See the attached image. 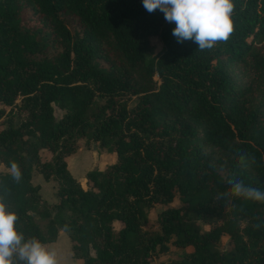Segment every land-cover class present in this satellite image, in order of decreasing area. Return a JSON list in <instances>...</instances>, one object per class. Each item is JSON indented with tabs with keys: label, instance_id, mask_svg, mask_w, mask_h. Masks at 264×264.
<instances>
[{
	"label": "trees",
	"instance_id": "1",
	"mask_svg": "<svg viewBox=\"0 0 264 264\" xmlns=\"http://www.w3.org/2000/svg\"><path fill=\"white\" fill-rule=\"evenodd\" d=\"M233 2L230 39L201 51L142 0H0V198L26 238L64 230L77 264H151L168 243L179 257L156 264H264V203L226 183L264 187V0ZM77 131L115 155L85 187L66 166Z\"/></svg>",
	"mask_w": 264,
	"mask_h": 264
},
{
	"label": "clouds",
	"instance_id": "2",
	"mask_svg": "<svg viewBox=\"0 0 264 264\" xmlns=\"http://www.w3.org/2000/svg\"><path fill=\"white\" fill-rule=\"evenodd\" d=\"M149 13L159 10L178 42L192 40L199 50L212 49L227 42L233 31V0H142ZM12 179L19 182L21 172L13 164ZM229 194L247 201L264 203V187L246 185L242 180L227 179ZM18 216L0 198V264H57L56 254L35 236L26 238L17 228ZM254 228L261 225L254 224Z\"/></svg>",
	"mask_w": 264,
	"mask_h": 264
},
{
	"label": "rangeland",
	"instance_id": "3",
	"mask_svg": "<svg viewBox=\"0 0 264 264\" xmlns=\"http://www.w3.org/2000/svg\"><path fill=\"white\" fill-rule=\"evenodd\" d=\"M150 43H151V48L150 50L146 53V56H151L154 55L156 52L159 51L160 49V41L156 36H151L150 37ZM155 76H152V79L156 81H159L158 76L156 78H154ZM232 77H234L235 79H238L237 75H236V70H233L232 73ZM96 102H101L102 98L100 97H96L95 98ZM7 109V107H5ZM61 113V110L57 109L56 106H53V114L54 116H58ZM75 140H76V144L77 146L81 149L83 156L87 157V163H86V167H103L105 164H107L108 162L112 161L114 158V153L113 152H108L106 151L104 148L102 147H97L95 146V144L91 141L90 138H88L87 136H81L79 131H77L75 133ZM92 143H93V148H92ZM102 153H106L107 156L106 158L104 157L103 160H101L100 162L96 161V157L101 155ZM108 154H112L113 157L109 156ZM76 155V154H75ZM76 158V157H75ZM70 158L69 162H68V170L69 172L78 180L80 179V176L78 175V173L76 174L72 169L75 165L72 164V161L75 159ZM75 161H77L83 168L84 163L83 160H79L76 159ZM74 163V161H73ZM75 164V163H74ZM0 169H5L4 166L2 164H0ZM31 182L33 184L41 183L43 184L42 190L38 189V192L40 193V195L44 198L47 197L49 200H51V202L56 201V196L55 194V188L57 183L55 181L49 180L46 181L44 180L40 173L36 172L35 170H33V176L31 177ZM81 185L83 187H85V179H80ZM40 188V187H39ZM182 204V202L178 199V194L175 193L174 197L171 201L166 202V203H155L152 204L151 206H149L146 209L147 212V217L149 220L150 225L157 227L156 224V217L157 214L159 213L160 210L167 208V207H171V206H180ZM35 220L39 223H43L44 219H41L35 212L30 211ZM117 222L115 221L113 226L116 228L117 227ZM200 226L202 229H206L208 227L207 224L204 223H200ZM61 234V239L56 241V245L52 244L49 246V244L43 243L49 250L54 251L56 254V259H57V264H77L75 259L72 256V251L70 249V242H69V238L66 234V232L64 230H58L57 231V235ZM222 241H225V236H222ZM51 243V242H50ZM55 245V246H53ZM182 251V249H180L179 247H176L174 245H172L171 243H168V248L165 252H160L158 254H156L151 262V264H156L159 261H164V262H169L172 259H177L179 257V253Z\"/></svg>",
	"mask_w": 264,
	"mask_h": 264
},
{
	"label": "crops",
	"instance_id": "4",
	"mask_svg": "<svg viewBox=\"0 0 264 264\" xmlns=\"http://www.w3.org/2000/svg\"><path fill=\"white\" fill-rule=\"evenodd\" d=\"M114 153V152H113ZM76 154V155H75ZM109 156H111V157H113V155L112 154H108ZM106 156H107V154L106 153H102L101 155H99V156H97L95 159H96V161L98 162H100L101 160H103V158L105 157L106 158ZM75 158L73 161H74V163H73V161H72V164L73 165H75L74 167H73V171L77 174L78 173V175L80 176V179H85V177H84V173H85V171L87 170V169H90V167H86V163H87V157H84L83 156V153H82V151H81V149L77 146V148L75 149V151H73L72 153H70V154H68L67 156H66V162H67V165L66 166H68V162H69V159L70 158ZM114 158H115V155H114ZM114 158H113V160H114ZM76 159H81V160H83V163H84V166H83V168H82V166L77 162V161H75ZM112 160V161H113ZM112 161H110V162H112ZM110 162H108V163H110ZM107 163V164H108ZM106 165V164H105ZM104 165V166H105ZM103 166V167H104ZM69 167V166H68ZM103 167H100V166H98V167H93V168H98V169H102ZM32 176H33V172H32ZM73 176V175H72ZM77 179V178H76ZM80 179L78 180V182L81 184V182H80ZM49 181V180H48ZM36 184H38L39 185V190H42V187H43V184H41V183H36ZM82 186V185H81ZM44 199H46L48 202H51V200H49L47 197H44ZM59 239H61V234H59V235H56V237H55V240H53V241H51V243L50 242H47L46 244H49V246L50 245H52V244H55L56 245V241L57 240H59ZM55 245H53V246H55ZM56 247V246H55Z\"/></svg>",
	"mask_w": 264,
	"mask_h": 264
},
{
	"label": "built area",
	"instance_id": "5",
	"mask_svg": "<svg viewBox=\"0 0 264 264\" xmlns=\"http://www.w3.org/2000/svg\"><path fill=\"white\" fill-rule=\"evenodd\" d=\"M152 76H155L154 78H156L158 75H157L156 72H154ZM158 82H159V81H157V84H158Z\"/></svg>",
	"mask_w": 264,
	"mask_h": 264
},
{
	"label": "water",
	"instance_id": "6",
	"mask_svg": "<svg viewBox=\"0 0 264 264\" xmlns=\"http://www.w3.org/2000/svg\"><path fill=\"white\" fill-rule=\"evenodd\" d=\"M92 148H93V143H92Z\"/></svg>",
	"mask_w": 264,
	"mask_h": 264
}]
</instances>
